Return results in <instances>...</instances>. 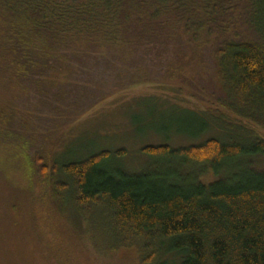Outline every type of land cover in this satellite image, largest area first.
<instances>
[{"label":"trees","instance_id":"trees-1","mask_svg":"<svg viewBox=\"0 0 264 264\" xmlns=\"http://www.w3.org/2000/svg\"><path fill=\"white\" fill-rule=\"evenodd\" d=\"M149 83L205 111L154 123L166 142L142 150L156 162L146 172L127 173L107 151L49 165L36 147ZM9 119L35 181L104 238V251L133 250L140 264H264V172L243 163L264 154V140H251L264 135V0H0V121ZM46 121L53 131L43 133ZM212 129L232 143L169 145Z\"/></svg>","mask_w":264,"mask_h":264},{"label":"rangeland","instance_id":"rangeland-1","mask_svg":"<svg viewBox=\"0 0 264 264\" xmlns=\"http://www.w3.org/2000/svg\"><path fill=\"white\" fill-rule=\"evenodd\" d=\"M149 98L155 102L148 101ZM173 106L178 111L174 112ZM5 111L11 115L10 109ZM184 111L201 114L205 108L171 86L136 85L96 104L81 119L60 129L53 140L49 141L47 135L38 139L36 147L49 165L78 162L107 151L112 153L113 165L129 174H140L156 164L142 150L166 142V137L154 134L151 127L159 123L162 115L185 121ZM52 125L46 121L43 133L53 131ZM17 129L16 121H0V264H140L133 250L104 251L101 248L105 246L104 238L92 234L88 224L69 207L53 202L48 187L37 183L35 180L39 178L31 175L25 151L27 141L20 140ZM258 138L264 140V135L251 140ZM209 139L224 144L233 141L230 134L212 129L199 139L173 138L169 145L189 147L202 145ZM253 142L249 141L247 146ZM122 150L126 152L123 156L117 154ZM243 163L264 172V154ZM225 174L226 171L219 175L208 173L199 181L215 183L224 179Z\"/></svg>","mask_w":264,"mask_h":264}]
</instances>
